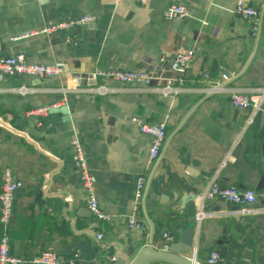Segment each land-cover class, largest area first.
<instances>
[{"label":"crops","instance_id":"obj_1","mask_svg":"<svg viewBox=\"0 0 264 264\" xmlns=\"http://www.w3.org/2000/svg\"><path fill=\"white\" fill-rule=\"evenodd\" d=\"M238 1L0 0V56L23 52L29 62L63 68L48 78L0 75V170L23 182L9 225L10 251L23 264L50 247L59 264L132 261L150 242L161 249L163 232L177 241L190 225L201 264L212 251L220 253L217 264H264L261 201L249 212L219 199L204 202L206 215L196 219L197 196L213 180L264 192V102L257 111L237 110L230 97L264 87V0H246L258 12L255 35L235 12ZM172 4L185 6L188 15L166 18ZM81 15L92 22L32 33ZM184 49H193L195 58L185 73L169 72L178 88L170 94L157 90L165 82L145 88L91 77L97 69L158 68L162 57ZM99 84L114 90L91 89ZM215 84L223 89L208 93ZM41 106L50 110L38 125L28 111ZM133 116L166 124L158 160H150V139ZM76 137L108 220L96 219L87 206L74 165ZM140 176L145 188L137 200ZM131 217L140 227L129 226Z\"/></svg>","mask_w":264,"mask_h":264},{"label":"built area","instance_id":"obj_2","mask_svg":"<svg viewBox=\"0 0 264 264\" xmlns=\"http://www.w3.org/2000/svg\"><path fill=\"white\" fill-rule=\"evenodd\" d=\"M144 1V0H140ZM235 12L247 20L252 26V34L255 35L258 30L259 17L257 10L249 5L246 0H239L236 4ZM166 18H184L188 15L185 6L180 4H172L164 10ZM92 16L81 15L75 18L60 20L43 26L37 30L35 34H55L61 31H68L79 26L92 22ZM26 36V35H23ZM22 36V37H23ZM17 39V38H16ZM195 58L193 49H184L170 58L162 57L158 68H140L129 70H95L91 77L96 81L98 78L104 80H112L120 85L137 83L145 88L151 86L154 81L158 83L165 82L164 85L157 87V90L164 94L176 92L178 88L174 85L176 79H173L168 74L174 72L183 74L188 70ZM63 68L60 65H47L29 62L23 52H19L12 56H0V75L16 76L30 75L39 78H48L60 74ZM205 78H210L208 73ZM93 91L100 94H106L114 90L106 84H99L91 88ZM221 84H215L206 88L208 93H213L222 90ZM29 89L21 87L20 91L26 92ZM254 94L245 92H232L231 103L237 110H245L252 108L257 111L261 108L264 102V87L256 90ZM50 108L41 106L32 108L28 111V115L37 118V124L41 125L43 119L48 116ZM132 121L138 125L139 131L149 137V158L151 161L159 159L163 146L167 138L166 124L164 122L148 123L139 116H133ZM74 149V165L80 172V177L86 193V203L92 214L98 220H108L109 216L105 214L97 200L95 194V177L90 172L83 149V143L80 138L76 137L72 141ZM0 264H23L25 260L14 255L10 251L9 225L14 209V200L16 192L23 186V182L16 179L10 169L0 170ZM145 188V177L140 176L137 180L135 197L140 200L143 196ZM200 201L196 219L200 221L206 212L203 209L204 202H211L219 199L230 204L239 206V212L251 211L250 206L254 205L258 200L263 203V207L258 208V211L264 210V192H256L251 189H240L235 185H221L217 181H211L207 188L197 196ZM257 210V209H255ZM130 227H140V224L134 217L129 218ZM98 239L103 237L101 232L96 234ZM162 250H168L170 243L175 241V237L169 232H163ZM221 260L218 251H212L206 259V264H217ZM32 264H59L60 258L56 250L52 247L48 248L40 255L29 260Z\"/></svg>","mask_w":264,"mask_h":264},{"label":"water","instance_id":"obj_3","mask_svg":"<svg viewBox=\"0 0 264 264\" xmlns=\"http://www.w3.org/2000/svg\"><path fill=\"white\" fill-rule=\"evenodd\" d=\"M62 112L67 113L66 107L60 109ZM53 109L50 112H56ZM196 237V230L193 225H190L185 230L180 232V238L177 241L170 243L168 250H162L153 246L150 242L147 246L143 247L135 259L130 261L128 258L120 257L114 260L111 264H148L155 260H165L173 264H201L200 257L194 252V243ZM192 252V255L188 254ZM225 255V251L222 252Z\"/></svg>","mask_w":264,"mask_h":264}]
</instances>
